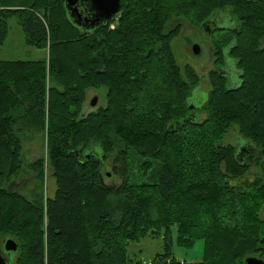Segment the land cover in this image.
Wrapping results in <instances>:
<instances>
[{
	"label": "trees",
	"instance_id": "1",
	"mask_svg": "<svg viewBox=\"0 0 264 264\" xmlns=\"http://www.w3.org/2000/svg\"><path fill=\"white\" fill-rule=\"evenodd\" d=\"M228 9L236 27L214 42L211 90L191 108L202 78L178 65L171 43L180 26L167 23L204 24ZM14 16L27 44L49 53L0 60V234L18 242L15 264H143L128 247L147 237L162 238L165 249L151 264L264 258V0H122L93 32L71 23L62 0H0V45ZM232 42L239 87L219 70ZM102 88L107 106L84 112L88 92ZM28 128L47 132L49 198L8 189L24 173L20 133ZM238 135L259 150L257 166L239 162L238 147L225 141ZM112 159L124 169L117 187L101 180ZM30 163L45 174L44 157ZM174 227L186 247L204 240L202 261L175 260Z\"/></svg>",
	"mask_w": 264,
	"mask_h": 264
},
{
	"label": "rangeland",
	"instance_id": "2",
	"mask_svg": "<svg viewBox=\"0 0 264 264\" xmlns=\"http://www.w3.org/2000/svg\"><path fill=\"white\" fill-rule=\"evenodd\" d=\"M223 13L227 14L228 17L224 19L222 26H226L227 28H235L237 21L230 15L229 9L227 12ZM199 22L200 21L191 23L183 16H176L168 21L166 30H172L177 26H180V34L171 43L176 61L182 69H184L186 66H189L193 68L202 79H204L209 71L213 70L215 67V57L213 55L214 42L219 40L227 31L223 29L215 30V27L211 28V31L205 30L203 28V23ZM9 27L8 39L4 45H0V60L35 61L48 59V51L34 48L27 44L26 35L23 32V28L17 16H14L9 20ZM110 28L114 29L115 23H112ZM233 44L234 42L226 46L224 49L227 60L226 70L229 86L239 87L241 84V70L237 67L236 59L229 55V50ZM195 45L200 47V52L198 54L194 52L193 48ZM260 47H264V40L261 42ZM206 83L203 85V88L200 86L193 91L192 96L189 99L190 107H202L204 105L211 89L209 86V81L207 85ZM88 95L89 97L98 95L99 106H107V90L105 88L89 91ZM88 100L89 101H87L85 104L84 112H88L91 109L90 99L88 98ZM198 116L200 119L203 118L202 121H204L206 118V115L203 117V115L198 114ZM19 125H21L20 122ZM232 137L233 138H229V136H227L225 141L227 143L234 144L238 148L242 147L248 142L242 139V137L239 135ZM20 138L23 147L22 155L26 159L25 163L23 164L24 173L18 178V180L10 182L8 185H11L12 183H18V187H15L14 189L19 191L21 195L30 200H33L34 196L36 197L37 195H42L47 198L52 197L55 192L56 183L51 176V168L49 165L50 157L47 132L39 131L35 128H28L20 133ZM43 157L45 158L46 172L41 177L38 171L36 172L35 170L30 169L29 164H31V161H36L37 159ZM101 171L105 184L113 187L121 185L124 172L123 167H121L115 176H107V173H114L111 169L110 162H107V164L102 166ZM172 232V254L176 261L181 263H193L203 260L205 255V242L203 239L197 240L191 247H186L182 243H179L176 227L173 228ZM5 239H7V237L0 234L1 247ZM128 253L134 262L150 263L154 260L156 255L165 253L164 243L162 238H143L138 242H130ZM259 256L261 255H253V257L256 258H259Z\"/></svg>",
	"mask_w": 264,
	"mask_h": 264
},
{
	"label": "water",
	"instance_id": "3",
	"mask_svg": "<svg viewBox=\"0 0 264 264\" xmlns=\"http://www.w3.org/2000/svg\"><path fill=\"white\" fill-rule=\"evenodd\" d=\"M122 0H62L67 17L71 23L77 28L85 32H93L100 27L106 26L112 18L121 10ZM212 18L203 24V28L207 30ZM194 52L199 53L200 47L194 46ZM89 101V100H88ZM99 106V96L95 95L90 100V111H94ZM193 108V107H191ZM80 158V157H79ZM90 158V155H87ZM236 159L241 163H249L257 166L260 162L259 150L250 142L238 148ZM102 180V179H101ZM18 183H12V187H18ZM19 252V244L13 238L4 240L2 247L0 246V264H15V256ZM8 256V257H7ZM244 264H264V259L249 257Z\"/></svg>",
	"mask_w": 264,
	"mask_h": 264
},
{
	"label": "flooded vegetation",
	"instance_id": "4",
	"mask_svg": "<svg viewBox=\"0 0 264 264\" xmlns=\"http://www.w3.org/2000/svg\"><path fill=\"white\" fill-rule=\"evenodd\" d=\"M226 17H228L227 14H225L223 12H219L217 14H213L212 20L210 22L209 27H207V30H210L211 31V28H214V27H215L214 28L215 30L216 29H218V30H222V29L225 30L227 27L226 26H222V22L224 21V19H226ZM113 18H115V16ZM118 18L119 17H116V20H118ZM220 26H222V27L219 28ZM228 29H230V28H228ZM230 50H231V48H230ZM230 50H229V55H230ZM215 54H216V51H215V47H214V53H213V55L215 57L214 66L216 67V64H215V62H216V56H215ZM226 63H227V60H226V56H225V65H220V67H219L220 69L219 70L227 77ZM215 67H214V69H215ZM208 74H207V76L204 79H202V83L200 85L202 88H203V85L206 83V81H207V83L209 81ZM204 81H205V83H204ZM207 83H206V85H207ZM209 86H210V83H209ZM88 94H89V92H88ZM94 96L89 97V95H88V98L91 100ZM108 162H110L111 169L113 170L114 173H112V174L111 173H107V176H112V175L115 176L119 172V170L121 169L122 166L118 162V160H116V159H112V160H110ZM105 164H107V162ZM101 179H103V178H101Z\"/></svg>",
	"mask_w": 264,
	"mask_h": 264
}]
</instances>
